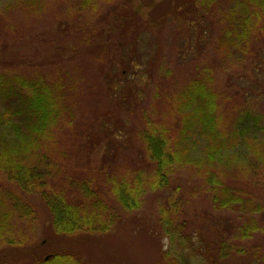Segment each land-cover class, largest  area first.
<instances>
[{"label": "rangeland", "instance_id": "obj_1", "mask_svg": "<svg viewBox=\"0 0 264 264\" xmlns=\"http://www.w3.org/2000/svg\"><path fill=\"white\" fill-rule=\"evenodd\" d=\"M195 1L96 0L93 7L77 10L71 9L73 0H46L34 12L10 5L15 0H0V62L6 61L22 75H41L49 83L61 84L72 114L71 122L66 116L55 127L57 138L43 142L42 149L56 169L52 180L61 184L68 178L89 179L102 190L104 177L98 166L105 152L117 166L146 170L147 158L138 135L143 113H151L154 121L162 118L167 97L199 76L202 67L214 73L212 86L221 91L219 111L225 121L229 123L245 104L264 115V102L241 104L242 94L235 96L238 90L242 93V85L255 80L247 65L250 59L233 68L216 53L215 40L223 27L218 15L226 9L227 0H216L208 14L199 7L200 0ZM260 19L258 27L263 31L255 29L249 43L264 60V16ZM86 33L88 40L83 41L81 35ZM134 63L138 64L135 72ZM229 81L232 89L241 84L234 93L226 89ZM93 145L95 149L86 158L83 154ZM247 175V179L233 176L231 181L245 186L254 201L264 206V164L258 175ZM198 185H202L200 175L188 167L175 170L169 184V193L179 188L172 196L176 192L177 197L190 198L183 210L190 229L203 236L228 238L232 247L220 264H264V227L251 237L238 239L236 212L213 210L205 195L195 189ZM74 189L66 188L72 200L77 196ZM193 189L196 193L190 194ZM163 196L165 190L150 191L137 209L117 207L118 219L105 233L62 235L53 230L43 201L36 193L28 194L24 199L31 203L36 218L13 219L16 236H23L24 242L0 246V259L29 264L32 256L68 249L88 264H167L161 253L168 242L157 229L158 203ZM254 218L261 222L259 215ZM227 221L236 226L227 228Z\"/></svg>", "mask_w": 264, "mask_h": 264}, {"label": "trees", "instance_id": "obj_2", "mask_svg": "<svg viewBox=\"0 0 264 264\" xmlns=\"http://www.w3.org/2000/svg\"><path fill=\"white\" fill-rule=\"evenodd\" d=\"M95 2L73 0L71 9L93 7ZM215 2L200 0L198 5L208 14ZM44 3L46 0H15L10 5L35 12L43 8ZM227 3L226 9L220 10L218 15L223 27L215 40L216 53L233 68L235 64L240 67L245 58L250 59L247 65L255 80L242 85V93L236 91L240 83L232 89L229 81L226 89L236 91V97L242 94L241 104L262 103L264 60L249 40L255 29H263L258 26L264 16V0H227ZM81 39L88 40V34L81 35ZM0 68V246H18L24 242L23 236H16L12 221L19 217L36 218L31 203L24 199L28 194L36 193L43 201L53 230L67 235L105 233L118 219L117 207L124 211L137 209L145 194L165 190V196L158 203L157 229L160 237L168 242L161 259L168 261L167 264H220L232 247L228 238H211L190 229L189 218L183 216L190 198L177 197L176 192L172 196L178 191L177 187L169 193L173 173L184 167L200 175L202 185L195 189L205 195L213 210L236 212L240 219L238 239L251 237L264 227V206L254 201L245 186L231 181L233 176L247 179V174L258 175L264 164V115L245 104L229 123L225 121L219 111L221 91L212 86L214 73L210 68L202 67L199 76L167 97L162 118L154 121L151 113H143V126L138 135L147 158L146 170L117 166L114 157L110 160L108 152L103 154L105 160L98 166L104 177L102 190L99 183L92 184L89 179L68 178L61 184L52 180L56 169L42 149L43 142L57 138L54 129L66 116L68 122L72 121L67 101L62 97V85L49 83L41 75H22L13 71V66L6 61L0 62ZM133 68L135 72L138 64L134 63ZM131 75L138 76L137 73ZM94 149L95 145L83 155L89 157ZM3 182L12 188H7ZM69 187L75 188L74 200L66 194ZM195 189L190 194L196 193ZM257 215L261 222L254 218ZM225 224L227 228L236 226L230 221ZM70 251L58 249L35 255L29 264H88L75 251ZM0 264L10 262L3 258Z\"/></svg>", "mask_w": 264, "mask_h": 264}]
</instances>
